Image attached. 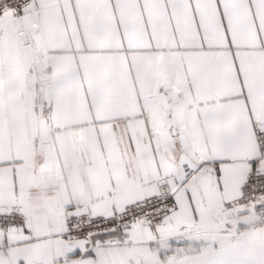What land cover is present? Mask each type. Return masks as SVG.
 <instances>
[{"label": "snow or ice", "instance_id": "1", "mask_svg": "<svg viewBox=\"0 0 264 264\" xmlns=\"http://www.w3.org/2000/svg\"><path fill=\"white\" fill-rule=\"evenodd\" d=\"M0 264H264V0H0Z\"/></svg>", "mask_w": 264, "mask_h": 264}]
</instances>
